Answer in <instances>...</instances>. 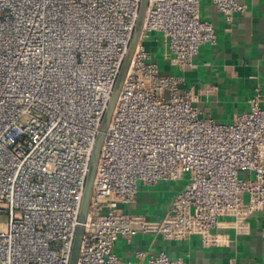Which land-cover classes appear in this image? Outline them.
Wrapping results in <instances>:
<instances>
[{"label":"built area","instance_id":"1","mask_svg":"<svg viewBox=\"0 0 264 264\" xmlns=\"http://www.w3.org/2000/svg\"><path fill=\"white\" fill-rule=\"evenodd\" d=\"M226 21L240 0H211ZM140 0H0V264H68L90 157ZM200 0H148L140 41L104 133L77 264H119L136 232L211 236L218 217L264 206L259 93L231 123L200 115L189 90L159 73L142 40L160 32L180 66L214 44ZM188 174L167 213L119 209L138 184ZM163 251L145 264H175Z\"/></svg>","mask_w":264,"mask_h":264},{"label":"crops","instance_id":"2","mask_svg":"<svg viewBox=\"0 0 264 264\" xmlns=\"http://www.w3.org/2000/svg\"><path fill=\"white\" fill-rule=\"evenodd\" d=\"M243 10L226 21L211 0H200V18L210 22L214 44L199 46L189 65L180 66L167 38L151 32L142 40L158 65L159 73L173 76L180 91L189 90L200 115L217 123H231L246 112L250 98L259 93L264 109V0H240ZM177 180L138 184L134 200L119 209L146 220H159L176 194L188 182ZM210 236L192 234L183 239H166L161 234L136 232L119 236L113 251L119 264H145L165 252L175 264H264V206L249 211L244 203L233 212L221 213Z\"/></svg>","mask_w":264,"mask_h":264},{"label":"water","instance_id":"3","mask_svg":"<svg viewBox=\"0 0 264 264\" xmlns=\"http://www.w3.org/2000/svg\"><path fill=\"white\" fill-rule=\"evenodd\" d=\"M147 7H148V0H140L138 15H137V19L135 22L132 38L129 43L126 55L123 59L122 65L119 69L118 75L116 77L110 98L108 100L106 109L104 111V114L101 120L99 132L96 136L95 144H94L92 154L90 157L88 172H87L86 179H85L84 191L82 195L81 206H80V211H79V216H78V225L75 230L68 264H77L79 248H80L81 239H82L83 232H84V224L86 222V219L89 213L92 186H93L94 176H95L96 167H97V163L99 159L100 149H101L103 139H104V133L108 127L110 118L112 116L123 80L128 71L134 50L140 41L143 21H144Z\"/></svg>","mask_w":264,"mask_h":264},{"label":"rangeland","instance_id":"4","mask_svg":"<svg viewBox=\"0 0 264 264\" xmlns=\"http://www.w3.org/2000/svg\"><path fill=\"white\" fill-rule=\"evenodd\" d=\"M187 176H188V174H187ZM6 220H7V218L5 215H0V231H2L4 229V225L6 223Z\"/></svg>","mask_w":264,"mask_h":264}]
</instances>
